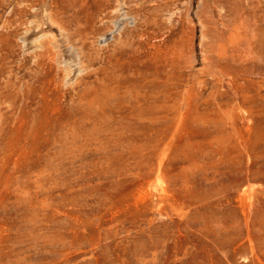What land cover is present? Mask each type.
<instances>
[{
	"label": "rangeland",
	"instance_id": "rangeland-1",
	"mask_svg": "<svg viewBox=\"0 0 264 264\" xmlns=\"http://www.w3.org/2000/svg\"><path fill=\"white\" fill-rule=\"evenodd\" d=\"M0 264H264V0H0Z\"/></svg>",
	"mask_w": 264,
	"mask_h": 264
}]
</instances>
